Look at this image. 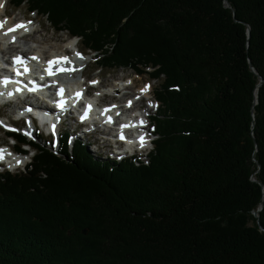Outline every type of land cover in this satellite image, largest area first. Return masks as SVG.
Wrapping results in <instances>:
<instances>
[{
    "label": "trees",
    "instance_id": "obj_1",
    "mask_svg": "<svg viewBox=\"0 0 264 264\" xmlns=\"http://www.w3.org/2000/svg\"><path fill=\"white\" fill-rule=\"evenodd\" d=\"M10 1L159 79L160 104L145 161L31 139L0 172V264H264V0Z\"/></svg>",
    "mask_w": 264,
    "mask_h": 264
},
{
    "label": "bare ground",
    "instance_id": "obj_2",
    "mask_svg": "<svg viewBox=\"0 0 264 264\" xmlns=\"http://www.w3.org/2000/svg\"><path fill=\"white\" fill-rule=\"evenodd\" d=\"M6 4H7V0H0V22H5L3 24V27L0 28V49H1V51H3V55L7 56L8 59H9L8 54L10 55V57H12V56L15 57L17 55H21L23 57L24 63H22L21 68L26 66L28 70L24 71L22 74H20L21 79H27V81H29L31 84H34L35 78L38 75H40V72L42 71L41 66L46 65V62H48V64H49V61H54L58 57L61 58V57L66 56V53L68 52L67 47L64 48L65 50H63V51L55 52V51H53L54 48H50L49 50L45 51L43 47L35 46V44L31 43L30 40L32 39V37H34L33 33L36 30V28L33 29V31L28 32L27 34H24L22 36H19V33L24 28H18V29H16V31H8V29L13 28L15 25H17L21 22H24L25 24H27V26H29L31 23H27L28 21H30V20L26 19L27 16L26 17H18V16H13V15L9 14L6 10ZM3 12H5V13H3ZM2 13L5 16H2ZM16 36H19V37H16ZM2 41L4 44H2ZM69 42H71V41H69ZM30 45H32V46H30ZM29 50H32V51H29ZM49 52H51V53L49 55H46ZM44 61H45V63H44ZM83 63H84V58H81V59L78 58L76 56V53L74 52V54H69V58L67 61L62 60L60 63L52 64V66H53L54 70H59V68L62 65H67L68 73L71 76H75L76 75L75 72L77 70L82 69ZM48 69L46 70V72L48 71ZM123 76H125V74H123L121 76L119 74L118 78H122ZM152 82L149 83L148 86L151 87ZM16 83L21 84L22 89L20 90V92H21V95H23V96H29V95L37 96V95L41 94V91L48 90V88H49V86L41 84V83L39 84L38 89L34 88L32 86L25 88L22 80H18V81H16ZM107 83L111 84L112 82L108 81ZM74 85H78L81 87L82 86L81 80L74 81ZM111 85L114 86L113 91H116L117 96L120 98V100H118V101H123V100L127 101L129 98H133L136 95V94L132 95L130 93V91L133 90V86L127 87V86L119 85L118 83L117 84L114 83ZM125 87H127L129 89L123 90ZM144 88L145 87L143 85H142V87L140 86L139 92H142L141 90ZM79 90H80V88H78V87L74 88V92H76V94L80 93ZM114 101H111V102H114ZM114 104L116 105L117 103L114 102ZM141 104H142V100L138 99V100H136L134 107H132L130 109L135 110ZM145 105H147V104L145 103ZM106 109H110V108L107 107ZM127 142H128V146H126V148L133 149V148H138L141 146L140 139H134V137L132 135H130L128 137ZM5 155H6V152L3 154V156H5ZM17 161H18V159H12L10 161V164L13 166L16 164Z\"/></svg>",
    "mask_w": 264,
    "mask_h": 264
},
{
    "label": "rangeland",
    "instance_id": "obj_3",
    "mask_svg": "<svg viewBox=\"0 0 264 264\" xmlns=\"http://www.w3.org/2000/svg\"><path fill=\"white\" fill-rule=\"evenodd\" d=\"M6 10L9 14H11L13 16H18V17L27 16V17H31V18L36 16L37 19L32 20V23H33L34 27L36 28V30L33 33L34 37H32V39L30 41H31V43L35 44V46L43 47L45 51L49 50L50 48H54L53 51H55V52L63 51V50H65L64 48H66V46L68 47V45L71 43L69 41L78 42L77 37H70V35L65 31L55 30V27L47 20V18L45 16L39 15L36 12H29L27 10L26 5L20 7L19 9H14L13 7H11L9 0H7ZM3 13H5V12H3ZM3 13H2V16H5V15H3ZM78 45L80 46L81 49H83V50L86 49L80 43ZM30 46H32V45H30ZM29 51H32V50H29ZM50 53L51 52L47 53L46 55H49ZM89 58H90V55H89ZM92 58L93 59H91V62L84 65L83 68L86 70H85V73L84 72L83 73L89 74L90 77L96 76V78H94L92 80V81H96V82L101 77L102 81L104 82V88H105V85L109 86V84L107 83L108 81L113 82L114 78L118 77L119 74H120V76L123 74L131 75L133 77L134 81L136 82V86H138V88L140 86L142 87V85H143L142 82H145L147 80H152L153 81L152 82V85H153L152 92L153 93H154V89L158 86L159 81L157 79H151L147 74H138L135 72V70L133 68H130V67L121 66V68H113L109 72H107L105 70L94 69L92 67V65H94L96 63V61L94 60L95 59L94 56ZM126 80H128V79L124 78V81H126ZM120 82L122 83L123 81H120ZM144 87H146V86H144ZM111 100L112 99L108 98L105 101H111ZM151 101L152 102L150 104H152L155 107L149 111L152 114L156 111L157 103L154 99H152ZM149 102L150 101H148V100H143L144 104L145 103L148 104ZM10 110H11V107H7L5 109V113L8 116L12 117L13 112H11ZM144 110L148 111L147 109H144ZM69 122H72V121L70 119H68L67 122L64 123V127H70V126L72 127V124L70 125ZM18 124L23 125V123H20V122ZM1 133L4 134V132H1ZM94 137H95L94 135L89 136L90 139H93ZM4 139H6V138L4 136L0 135V140H4ZM92 148H94V146H92ZM104 150H107V147H104ZM100 154H103L105 156L106 152L104 151V152H101ZM22 168H24V167H22Z\"/></svg>",
    "mask_w": 264,
    "mask_h": 264
},
{
    "label": "snow or ice",
    "instance_id": "obj_4",
    "mask_svg": "<svg viewBox=\"0 0 264 264\" xmlns=\"http://www.w3.org/2000/svg\"><path fill=\"white\" fill-rule=\"evenodd\" d=\"M4 23H5V22H0V28L3 27V24H4ZM27 23H31V21H28ZM18 28H24L25 30H27V24H25L24 22H21V23L15 25L13 28L8 29V31H16V29H18ZM77 55L80 56L81 58H83L82 54L77 53ZM14 59H15V62H16V63H23V61H22V59H21L20 57H15ZM62 60H63V61H67L68 58H67V57H61V58H57V59L54 60V61H49V66H51V65L54 64V63H60ZM48 71H49V75H53V74H54V73L51 71V67H49ZM7 82H8L7 80L4 81V83H7ZM92 83H96V81H92ZM33 90H34V89H33ZM147 90H148V86H146V87H145L144 89H142L141 91H147ZM61 94H63V89H61ZM0 95H3V93H0ZM77 95H79V93H78ZM130 104H131V101H129V105H130ZM61 107H63V104H62V103H61ZM83 118H85V117H81V119H83ZM110 119H111V118H109V120H110ZM0 123H2V122H0ZM141 123H143V121H141ZM121 139H124L123 135H121ZM140 141H141V147H143L144 144L146 143V141L144 140V137H143V136L140 137ZM4 151H5L4 149H0V159L3 158V153H4Z\"/></svg>",
    "mask_w": 264,
    "mask_h": 264
},
{
    "label": "water",
    "instance_id": "obj_5",
    "mask_svg": "<svg viewBox=\"0 0 264 264\" xmlns=\"http://www.w3.org/2000/svg\"><path fill=\"white\" fill-rule=\"evenodd\" d=\"M225 2H226V5H230V3H229L228 0H225ZM248 32H249V34H250V26H248ZM259 75H260V74H259ZM263 80H264V78L261 76V78H260V82L257 84V87L263 82ZM256 102H258V93H257V92L255 93V103H256ZM256 160H257V159H256ZM257 161H258V160H257ZM263 204H264V203H263V201H262L261 204H260V206L258 207V210H261V209H262ZM255 215L259 217V212L256 211V212H255ZM88 230H89V229H85L84 232L87 233Z\"/></svg>",
    "mask_w": 264,
    "mask_h": 264
}]
</instances>
